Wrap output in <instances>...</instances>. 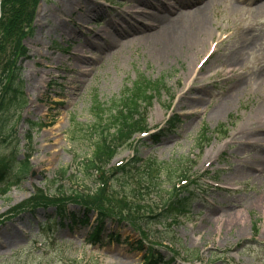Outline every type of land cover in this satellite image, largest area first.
<instances>
[{"label": "rangeland", "instance_id": "obj_1", "mask_svg": "<svg viewBox=\"0 0 264 264\" xmlns=\"http://www.w3.org/2000/svg\"><path fill=\"white\" fill-rule=\"evenodd\" d=\"M59 1L39 0L38 7L33 11L36 17L32 37L23 42L31 58L16 62L20 74L16 73V82L26 102L15 121L12 136L19 143L18 160H22L27 147L24 135L28 122L43 126L32 132L28 175L7 194L0 195V244L10 239L14 229L15 234H21L17 244L14 245L12 241L9 245L0 246V264H63L69 259L80 260L82 264L86 261L88 264H143L147 249H153L163 262L172 261L171 264H264V164L252 161V157L257 155L256 160L264 158V146H258L262 143L253 136L264 131V82L251 88L248 86L242 92L231 93L229 87L234 79L230 77L227 80L230 73L225 66L232 65V62L222 60V55L231 51L237 42L238 22L242 15L230 10V0H224L218 14L210 11V37L197 47V56L194 50L183 48L173 56L158 60L150 53L148 44L140 41L119 49L116 47L108 53L100 54L93 49L86 51L82 53L84 59H92L95 63L90 66L77 63L78 68L72 70L74 58L70 56L68 59L67 55L60 53V49L68 46L70 53L75 52L84 41L87 42L89 36L104 30L107 22L112 25L119 23L120 16L132 14L130 9L134 8L125 4L128 0H87L90 5L97 6L93 10L99 13L88 28L92 35L84 31V19L80 22L79 14L86 8L78 9L83 6L78 4L79 0H72L70 9L64 10L59 6ZM131 2L135 3V0ZM10 18L11 15H6L0 36L6 34ZM63 19L73 22L78 19L80 22L79 30L73 27L80 33L77 39L72 40L74 44L67 40L66 31L70 26L65 28L61 25V30H52L53 23ZM248 23H253L251 17ZM45 24L49 26L45 27ZM39 30L43 32L41 35ZM63 31L64 35L61 36ZM217 31H233L237 37L221 46L218 54L205 60L213 38L218 37ZM261 31H264V27L258 24L255 28L248 26L243 33L256 37ZM12 43V39L10 42L3 39L0 74L11 51H18ZM258 44L252 50L243 48L240 51V71L250 72L247 69L256 68V62L264 58V36ZM44 47H48V50L44 51ZM58 56L60 60L56 63L54 59ZM190 68L193 74L188 78ZM41 69L48 72L44 81L41 79ZM138 77L152 82L162 80L161 90L151 94L146 124L149 133L160 129L163 133L156 144L152 139L147 140L148 136L140 141L136 155L142 160L155 158L163 164L155 170L152 184L144 183V189L135 195L144 201L142 206L147 207V202L156 200L159 203L161 198L171 194L169 192L168 195L166 191L171 189L177 174L190 170L194 182L189 186L194 184L198 188L193 185L189 187L193 194L187 204L188 213L177 215L172 222L162 220L157 223V220H152L147 230L143 231L145 237L127 221L116 223L115 218L106 220L105 236L113 234L114 238L119 239L118 243L107 236L100 245L94 246L86 238L96 223L95 212L89 215L87 227L76 225L71 231L52 223L51 230L44 228L48 217H54L52 208L40 206L30 211L23 207L14 215L8 214L11 208L29 199L35 189L50 197L63 191L67 193L84 188L93 191L98 183L94 180H106L109 173L108 177L113 174V167L129 160L131 151L123 150L110 162L109 167L100 172L102 178L97 174L90 180L83 176L82 163L91 156L88 134L96 125L91 100L96 96L100 103L106 104L125 88H131ZM187 78H194L193 84L185 83ZM173 96L175 100L171 103ZM214 111L217 114L214 115ZM173 114L179 115L180 123L167 133L165 121ZM203 125L210 131L222 125L223 135L212 137L209 145L200 152L195 140ZM4 147L0 144V158L6 153ZM61 170L66 171L67 179L60 177ZM72 175H76V178ZM116 177L117 174L109 178L108 187H118ZM206 180H215L217 184L237 191L221 193L203 186ZM151 193H154L153 196ZM183 196H186V192L179 194V197ZM230 205L233 207L232 214L242 216V222L238 225L231 226V217L223 222L208 217L209 211L216 209L218 212L220 208ZM66 207L68 211L77 212L79 209L74 204H67ZM218 215L220 218L225 216L223 213ZM11 217L15 218L8 220ZM63 222L68 223L69 220ZM218 225H221V229L217 228ZM243 240L249 243L234 249ZM138 241L141 242L140 250L136 248ZM154 244H157L156 249L151 247ZM41 253L43 256H40ZM111 256L113 259L108 260Z\"/></svg>", "mask_w": 264, "mask_h": 264}, {"label": "trees", "instance_id": "obj_2", "mask_svg": "<svg viewBox=\"0 0 264 264\" xmlns=\"http://www.w3.org/2000/svg\"><path fill=\"white\" fill-rule=\"evenodd\" d=\"M36 1L4 0L2 2L0 29L5 25L4 19L6 15H11L12 18L7 23L6 34L4 36L1 34L0 36V50L3 47V39L8 42L12 39L15 44L17 43L15 48L18 49L19 39L25 35L24 28H27V24L31 20ZM13 51L17 52L16 50ZM18 51L22 55V49ZM13 55H10L8 63L3 67L6 76H4L3 80L0 79V143L5 147L8 146L6 150L9 152L8 157L1 161V194L8 192L11 187L17 186L30 171L26 158L17 160L14 156L17 151V143H8L6 141L12 139V119L25 105L23 96L20 93V85L16 82L17 69L14 67ZM162 85V80L152 82L144 77H138L130 89H125L119 96L113 97L106 104H101L96 99L91 100V108L96 125H93V131L88 134V141L91 144V156L82 163L83 176H86L89 180L94 178V174L101 176L100 172L109 165L111 159L120 150L131 147L132 137L146 129L145 111L152 98L151 94L158 93ZM106 105H108L107 108L105 107ZM176 121L178 122L177 119H171L168 123L169 127H173ZM27 139L28 141L30 140L29 134ZM159 168V164L154 160L143 161L135 157L125 165L112 169L114 172H112L113 174L110 177L117 174V188L108 187V181L110 180L108 175L106 180H94V182L98 181V183L97 187L93 188V191H89L86 188L80 191H70L65 194L66 198L62 197L60 201L56 200V202L71 201L86 208L89 212L96 211L101 218L109 215L118 220L125 219L145 226L148 220L144 217L146 212L142 206L136 203L138 201L141 202V200L135 194L144 189L142 186L144 183L152 184V176L155 170ZM59 175L64 179L66 171L61 170ZM61 196H64V194L62 193ZM43 198L42 193L38 191L26 204L35 201H45ZM183 204L184 201H178L163 214L168 215L176 211L179 213ZM59 208L61 209V206Z\"/></svg>", "mask_w": 264, "mask_h": 264}, {"label": "bare ground", "instance_id": "obj_3", "mask_svg": "<svg viewBox=\"0 0 264 264\" xmlns=\"http://www.w3.org/2000/svg\"><path fill=\"white\" fill-rule=\"evenodd\" d=\"M131 1L132 0H128L127 5L134 8L130 9L131 11L136 10V12H133L131 15L124 14L123 16H120L119 23H114L112 25L110 22H107L106 28L94 35L92 31L88 30V28L99 16V13L93 10V8H96L97 6L90 5L87 0L78 1L79 5H83L78 9L81 10L83 7L86 8L85 11L79 14L80 22L84 19V31L89 34L91 32L93 36H89L87 42L84 41L83 45L78 47L75 52L70 53L67 49L68 46L64 47V50L60 49V53L67 55L68 59L70 56L74 58V67L72 70L78 68L77 63H80L83 66H90L95 63L92 59H84L82 53L86 51L93 49L100 54L104 52L108 53L114 51L116 47L128 46L132 42L141 43L140 41L148 44L150 47V53L158 60L173 56L183 48H186V50H194L195 56H197L199 50L197 47L210 37L208 33V28L211 26L209 12L212 8L219 6L221 3V0H172L173 4L166 2L169 0H150V2L135 0L136 5ZM59 2L60 7L63 8V10L67 8L70 9L72 5V0H60ZM230 7L232 11L234 10L240 13L244 18L248 17L246 20H241L238 24V36L240 37V42H236L234 48L227 55H222V60H224L225 63L232 62V65L229 66L236 67L242 64H240V51L243 48L246 50L254 49L259 45L258 41L264 36V31L259 32L256 37L249 35L247 32L243 33L248 26L255 28L258 25L257 23H259V20H263L262 22L260 21V26L264 27V0H233L230 3ZM249 17L252 18L253 23H248ZM80 22L77 19L72 25H70V22L63 25L65 28L67 26L71 27L66 31L68 41L77 39L80 33L78 30H73V27L78 28L80 26L78 23ZM53 24L54 27H52V30H61L60 24ZM48 26V24H45V27ZM64 27L63 29H65ZM42 30H39L40 35L43 33ZM246 36H248V38H243ZM39 38L40 36L38 39ZM71 44H74V42L72 41ZM75 47H77V45ZM45 50H48V47H44V51ZM36 51H38V48H36ZM34 55L35 54L32 56ZM20 58L22 61L29 60L31 55L24 53L20 55ZM32 59L34 60V58ZM54 60L57 63L60 60L59 56ZM41 70H43L41 77L43 81L46 80L48 72L45 69ZM192 74L193 69L189 70L188 78ZM188 78L185 83L191 82ZM197 80H195V82ZM193 82L191 84H193ZM263 82L264 67L257 71L237 75L235 83L233 82L231 84L232 87L230 86L229 90L231 93L235 91L242 92L246 90L248 86L250 88L252 85L259 86ZM190 87H192V85ZM233 94L235 96V93ZM213 114L215 115L217 113L214 111ZM261 134H264V131L255 133L253 136L258 139L257 142L264 145V136ZM255 138H252L251 140H255ZM252 158V161L264 164V158L260 160H256L257 157L255 156ZM256 170H259V168ZM232 209L233 207L230 205L220 208L218 212L216 209L211 210L208 213V217L215 218L217 222H223L225 218L227 220L228 217H231V226H236L242 222V216L239 213L232 214ZM221 213L225 215L223 218H220L218 215ZM233 220L235 221L232 222ZM220 227L221 225H218L217 228L221 229ZM227 227H230V225H227ZM20 238L21 234H15L14 229V232L10 234V239L8 241L3 240L2 245H9L12 241L15 242V245ZM246 243L247 240H243L234 249H239L240 246ZM2 245L0 244V246ZM112 259L113 257L111 256L108 260Z\"/></svg>", "mask_w": 264, "mask_h": 264}]
</instances>
